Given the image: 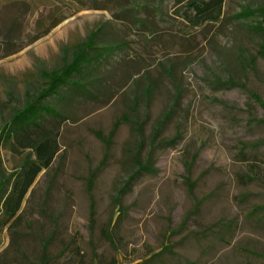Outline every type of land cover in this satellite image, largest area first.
<instances>
[{
	"label": "rangeland",
	"instance_id": "obj_1",
	"mask_svg": "<svg viewBox=\"0 0 264 264\" xmlns=\"http://www.w3.org/2000/svg\"><path fill=\"white\" fill-rule=\"evenodd\" d=\"M193 1L0 0V131L77 44L96 34L115 46L84 88L47 99L65 120L33 186L39 224L58 217V237L91 260L264 264L252 216L264 204L263 17L234 18L264 0H225L221 19L199 26ZM0 158L7 173L21 164L5 148Z\"/></svg>",
	"mask_w": 264,
	"mask_h": 264
},
{
	"label": "trees",
	"instance_id": "obj_2",
	"mask_svg": "<svg viewBox=\"0 0 264 264\" xmlns=\"http://www.w3.org/2000/svg\"><path fill=\"white\" fill-rule=\"evenodd\" d=\"M224 3L225 0L193 1L191 9L195 16L190 19L192 25L218 22ZM257 15L263 17L259 30L264 34V8L246 7L234 18L249 19ZM114 48L98 47L96 34L77 44L69 62L52 71H42L45 86L36 95H31L26 105L4 123L0 131V148L19 155L21 164L7 173L0 158V239H8L7 245L0 248V264H119L116 257L107 259L98 253L89 259L78 239L58 237V217L45 212L44 215L55 225L47 230L44 224H39L36 211L31 207L35 198L33 186L38 176L44 170H50L60 151L58 139L65 120L60 111L46 102L47 99L60 96L63 88H84L86 69ZM260 54L264 55V47ZM138 164L139 172L155 171L146 163ZM252 216L264 229V204L256 206ZM105 233L112 239L108 230ZM57 238L61 248L56 252L52 246Z\"/></svg>",
	"mask_w": 264,
	"mask_h": 264
}]
</instances>
